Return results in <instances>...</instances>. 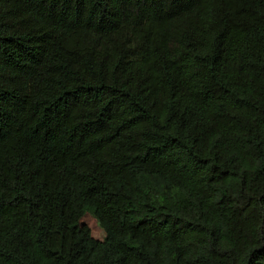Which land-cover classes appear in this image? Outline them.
Instances as JSON below:
<instances>
[{
    "label": "trees",
    "instance_id": "obj_1",
    "mask_svg": "<svg viewBox=\"0 0 264 264\" xmlns=\"http://www.w3.org/2000/svg\"><path fill=\"white\" fill-rule=\"evenodd\" d=\"M0 264H264V0H0Z\"/></svg>",
    "mask_w": 264,
    "mask_h": 264
}]
</instances>
